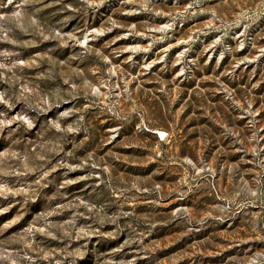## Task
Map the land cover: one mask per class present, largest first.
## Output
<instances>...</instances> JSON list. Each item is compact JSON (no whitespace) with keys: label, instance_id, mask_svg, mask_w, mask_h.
<instances>
[{"label":"clouds","instance_id":"obj_1","mask_svg":"<svg viewBox=\"0 0 264 264\" xmlns=\"http://www.w3.org/2000/svg\"><path fill=\"white\" fill-rule=\"evenodd\" d=\"M0 264H264V0H0Z\"/></svg>","mask_w":264,"mask_h":264}]
</instances>
